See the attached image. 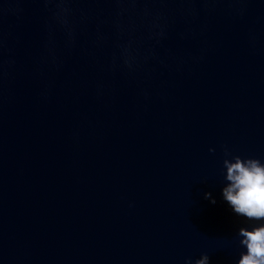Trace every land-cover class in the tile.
<instances>
[{
    "label": "water",
    "instance_id": "obj_1",
    "mask_svg": "<svg viewBox=\"0 0 264 264\" xmlns=\"http://www.w3.org/2000/svg\"><path fill=\"white\" fill-rule=\"evenodd\" d=\"M237 159L264 0H0V264H239Z\"/></svg>",
    "mask_w": 264,
    "mask_h": 264
},
{
    "label": "clouds",
    "instance_id": "obj_2",
    "mask_svg": "<svg viewBox=\"0 0 264 264\" xmlns=\"http://www.w3.org/2000/svg\"><path fill=\"white\" fill-rule=\"evenodd\" d=\"M227 180L223 196L233 211L248 218H264V165L255 160L227 165ZM247 253L239 264H264V226L243 231Z\"/></svg>",
    "mask_w": 264,
    "mask_h": 264
}]
</instances>
